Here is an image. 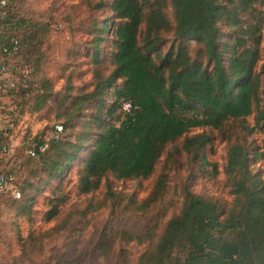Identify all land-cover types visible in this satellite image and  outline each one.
Masks as SVG:
<instances>
[{"label": "trees", "instance_id": "16d2710c", "mask_svg": "<svg viewBox=\"0 0 264 264\" xmlns=\"http://www.w3.org/2000/svg\"><path fill=\"white\" fill-rule=\"evenodd\" d=\"M1 1L0 24L8 31H0V55L14 38L21 45L17 54L4 57V63L23 53L36 54L39 63L51 33L49 25L22 19L21 29L11 15V0ZM160 1H99V6H109L115 18L114 68L106 76L98 75L93 89L82 87L72 99L71 94L64 96L67 112L59 116L66 122L55 123L63 126L58 138L53 136L54 125L49 138L33 141L48 146L35 156L26 153L24 164L33 162L36 168H30L22 188V202L27 204L19 207L17 218L29 214L22 207L31 210L36 194L63 178L83 154L78 191L90 194L110 175L119 180L149 178L166 147L179 140L180 147L205 168L210 164L206 148L212 136L188 135L193 128L221 129L228 122H238L248 135L255 130L264 133V0H169L173 22ZM108 27L110 17L88 24L92 39L86 51L96 68L102 62L101 45ZM166 31L179 44L158 63L150 52L152 34ZM189 41L198 44L193 54ZM21 79L22 96L34 92L32 110L44 109L53 95V80L25 75ZM128 101L132 108L127 112L123 104ZM89 105L93 111L88 113ZM251 115L253 124L247 120ZM2 142L0 137V147ZM262 158V147L251 146L246 139L231 144L225 166L231 203L185 185L180 210L167 220L155 246L140 257L139 264H264V176L255 166ZM34 176L41 177L34 182ZM166 184L165 176H159L139 202L107 183L104 198L115 206L127 197V210L146 211L163 198ZM105 200L94 203L91 198L86 209L98 210ZM58 206L46 212V221L58 215ZM107 230L106 225L98 245L102 254L111 249ZM117 234L139 242L147 235L127 229Z\"/></svg>", "mask_w": 264, "mask_h": 264}, {"label": "rangeland", "instance_id": "374dc122", "mask_svg": "<svg viewBox=\"0 0 264 264\" xmlns=\"http://www.w3.org/2000/svg\"><path fill=\"white\" fill-rule=\"evenodd\" d=\"M99 1L11 0V15L21 29L25 27L22 22L25 19L48 24L51 33L41 49L43 58L39 63L34 53L9 57L8 71L0 78V137L3 141L12 140L17 144L11 154L0 150V174L9 177L7 189L0 190V264H139L140 257L155 246L167 220L180 210L185 185L195 192H207L231 203L233 197L225 174L229 146L237 140L246 139L249 145L261 146L264 150V133L255 130L248 135L238 122H228L221 129L196 127L188 135L207 132L212 136L206 148L210 164L205 168L199 159H194L180 147L182 140H179L166 147L149 178L119 180L110 175L90 194L78 191L77 171L86 155L83 154L63 178L54 180L36 194L31 210L22 207L29 214L17 218L19 207L27 204L22 202V188L29 178L30 168H36L33 162L31 166L24 164L26 148L36 139L49 138L55 123L66 122L65 117L59 116L67 112L65 95L71 94L72 99L82 87L93 89L97 76H106L114 68L111 31L115 18L109 6L101 7ZM159 6L164 7L173 22L169 0H161ZM3 14L0 12V19ZM106 17H110V27L104 32L106 40L101 45L102 62L96 68L89 61V52L86 51L92 39L88 24L91 20L102 22ZM1 30L8 31L0 24ZM145 31L144 28L142 41ZM152 35L155 41L150 52L159 63L179 42L173 40L171 31ZM189 45L193 54L198 44L189 41ZM22 75L36 80L44 76L53 80V95L41 111L32 110L34 92L22 96ZM5 79L15 81L16 85L10 87ZM111 94H108L109 101H112ZM90 106L86 109L88 113L93 111ZM247 120L253 124L254 115ZM255 166L263 170L264 176V158ZM159 176H165L167 182L163 198L146 211L127 210V197L134 196L142 201ZM40 177L32 178L36 182ZM43 177L46 178V174ZM107 183L114 190L123 192L126 199L115 206L110 198L105 200ZM14 191H19L20 197L14 196ZM91 198L94 203L105 200V205L95 211L88 210L86 207ZM54 204L59 205V213L46 221L45 214ZM106 225L111 249L102 254L98 245L103 240L102 230ZM120 229L147 235L141 242L128 241L117 234Z\"/></svg>", "mask_w": 264, "mask_h": 264}, {"label": "built area", "instance_id": "2783aa9c", "mask_svg": "<svg viewBox=\"0 0 264 264\" xmlns=\"http://www.w3.org/2000/svg\"><path fill=\"white\" fill-rule=\"evenodd\" d=\"M1 3L5 4L6 1L2 0ZM20 48H21L20 42L16 38H14L12 40V42L10 43L9 46L3 47V52L0 55V77H1V75H3L4 73H6L8 71V67L4 63V61H5L4 57L17 54L19 52ZM3 55H6V56H3ZM6 81L10 87H14L16 85L15 81H10L8 79H6ZM131 108H132L131 102L128 101V102H125L123 104V109L125 111L128 112L131 110ZM62 131H63V126L61 124H56L53 136L55 138H58ZM16 146H17V144L14 141L8 140V141H3L0 148H1L2 152H6V153L11 154L15 151ZM47 146H48L47 142H44V143L32 142L26 148V153L31 155V156H35L37 152H43L47 148ZM7 184H8V178L5 175L0 174V190L7 189ZM14 196L20 197V192L14 191Z\"/></svg>", "mask_w": 264, "mask_h": 264}]
</instances>
